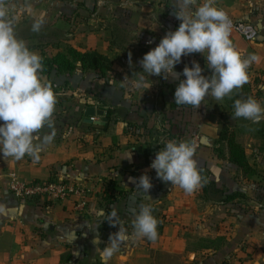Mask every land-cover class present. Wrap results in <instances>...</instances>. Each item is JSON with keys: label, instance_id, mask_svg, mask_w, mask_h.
<instances>
[{"label": "crops", "instance_id": "1", "mask_svg": "<svg viewBox=\"0 0 264 264\" xmlns=\"http://www.w3.org/2000/svg\"><path fill=\"white\" fill-rule=\"evenodd\" d=\"M202 2L196 0V6ZM213 6L224 10L233 21L245 20L259 32L253 41L237 35L230 39L244 57H258L247 69L248 82L256 78L261 81V92L254 99L264 107V0H214ZM73 10L87 13L89 25L80 43L87 48H79L80 44L76 48L96 50L115 69L116 80L94 83L97 89L92 93L108 99L105 90L109 88L114 93L120 91L121 96L112 106L89 105L106 109L108 120L102 126L88 124L86 144L79 146L75 140L55 138L42 147L38 160L25 155L16 161L0 155V264H103L96 248L106 246L109 235L119 229V225L113 227L102 221L107 210L117 211L131 235L133 209L138 212L142 204L152 209L158 222L156 240H130L107 264H264V179L257 184L237 183L239 187L235 185L229 191L240 189L246 198L222 204L201 198V187L188 194L170 182H162L150 167L161 145L171 140L191 143L197 135V168L208 170L216 187L226 188L225 170L217 168L229 162L215 152L222 144L215 140L223 100L206 97L198 109L174 102L175 87L184 79L185 66L191 67L195 61L202 75L210 76L203 54L182 56L174 68L175 79L164 78L163 74L149 76L152 86L141 96L140 91L133 92L132 100L127 99L128 89L122 86L125 77L135 79L136 73L142 71L139 61L143 55L179 26L181 21H175L176 0H76ZM246 123L262 130L247 133L249 140L258 145L249 154L245 147L244 150L249 164L264 174V145L259 148V142L264 143V119ZM132 124L136 135L127 130ZM149 129L159 134L165 131V135L155 142L149 138ZM128 152L130 159L124 158ZM223 152L226 154V147ZM9 172L29 181L65 178L95 183L104 195H95L82 212L75 211L69 203H53L46 208L41 203L13 197L7 188ZM142 174H147L152 184L149 200L129 181ZM241 179L246 182L250 177L242 175ZM97 236L100 242L94 245L92 240ZM217 236L225 238L218 248L198 247L205 239Z\"/></svg>", "mask_w": 264, "mask_h": 264}, {"label": "clouds", "instance_id": "2", "mask_svg": "<svg viewBox=\"0 0 264 264\" xmlns=\"http://www.w3.org/2000/svg\"><path fill=\"white\" fill-rule=\"evenodd\" d=\"M175 16L180 20L175 31H169L161 38L158 45L139 61L142 71L135 79L125 77L122 86L129 93H142L152 86L149 76H172L177 78L174 68L181 62V57L201 53L205 57L210 76L202 75L199 63L182 70L184 79L179 80L174 91L176 105H190L198 109L206 97L221 101L231 99L234 89L248 83L247 69L258 60L255 54L244 57L238 52L230 39L231 20L227 14L214 5V0H203L196 6V0H176ZM17 17L6 0H0V155L4 158L21 160L28 155L33 160L39 159L42 147L51 143L56 136L52 120L57 103L52 85L40 75L42 57L30 51L22 39L15 34ZM45 23V14H33L32 32H39ZM206 53V55H205ZM131 63V56L129 54ZM147 74V78L144 74ZM233 118H243L253 123L264 119V107L253 98L236 99L233 103ZM49 132L40 135L41 130ZM194 148L188 142L168 141L156 153L150 167L155 170L162 182H170L186 193L191 194L202 186ZM131 158V153L124 154ZM136 184L138 192L146 193L152 187L147 174L138 179L129 178ZM99 215L104 216L103 212ZM132 233L129 235L123 222L113 208L102 221L111 226L119 225L117 232L110 234L108 243L103 248H96L103 264L117 253L121 246L130 240L157 238V220L152 209L140 205L139 211L133 209ZM101 221V222H102ZM98 236L92 240L99 244Z\"/></svg>", "mask_w": 264, "mask_h": 264}, {"label": "rangeland", "instance_id": "3", "mask_svg": "<svg viewBox=\"0 0 264 264\" xmlns=\"http://www.w3.org/2000/svg\"><path fill=\"white\" fill-rule=\"evenodd\" d=\"M6 3L11 5L13 14L17 17L14 26L17 38L22 39L29 50L37 53L40 57H50L57 51L66 52L69 46L76 47L77 44L84 42V37L89 29V25H87L86 21L87 13H76L75 10H73L76 0H6ZM60 4L61 6L59 8L58 5ZM34 13L45 14V23L42 25L40 31L35 33L31 31ZM175 21L177 22V18H175ZM238 42H242V39L238 38ZM78 46L82 49L87 48V45L85 44H80ZM112 66V63H110V67L104 77H100L97 71H82L79 68L75 69L70 74L55 75L52 73L49 78H46L40 73L43 79L52 85V89L57 99L55 111L52 116L56 130V139L67 140V142L72 139L75 140L76 144H79V146L83 143L86 144L85 139L90 132V126H88V124L94 123H88L85 121L87 118L84 115L85 107L90 104L112 106V104L121 96L120 91L114 93L113 90L109 88L105 90L108 99H100L99 96L92 93L93 90L97 89L94 83H106L109 80H116V77H114L115 69H113ZM118 80L120 81L119 78ZM247 84L251 85L253 97L258 98L263 86L261 81L256 78L253 83L248 82ZM92 94L94 96H92ZM126 95L127 99H134L133 93L130 94L129 91L126 92ZM227 122L230 129L236 132V138L238 137L237 140L246 148L248 154L253 152L254 146H257L258 142L255 143L250 141L249 137H247V133L250 135L257 132V130L261 133L262 130L255 126L248 125L243 118H233L232 114H229ZM134 127L133 124L128 125L127 130L136 135L137 133L135 132ZM48 132L49 129L44 128L41 130L40 135L47 134ZM160 135H165V131L159 134L149 129V138L151 140H154L155 142L159 141ZM259 145V148L261 149L264 143L259 142ZM225 147L226 146L223 143L220 146L222 150H224ZM217 169V171L225 170L223 180L226 183L224 187H226L225 189L227 190L233 188L237 183L250 184L256 182L257 184L264 179V174L261 172L257 173V170L255 169L256 173L250 176V179L245 182V180L241 179L242 175L240 174V171L229 163H223V166ZM71 181L79 183L83 182L79 180ZM230 182L233 183V186L231 187L229 185ZM237 186L239 187V185ZM102 194L103 192H101L99 197L104 195Z\"/></svg>", "mask_w": 264, "mask_h": 264}, {"label": "trees", "instance_id": "4", "mask_svg": "<svg viewBox=\"0 0 264 264\" xmlns=\"http://www.w3.org/2000/svg\"><path fill=\"white\" fill-rule=\"evenodd\" d=\"M110 67L109 59L97 52L96 50H80L76 47L69 46L66 52L57 51L52 56H42V71L41 73L49 78L52 73L55 75L70 74L75 69L94 70L99 73L100 77H104ZM253 98L251 85L244 84L239 89H234L231 99L225 97L223 99V111L220 112V126L216 143H224L226 146V154L218 147L215 149L216 155L219 158L226 159L230 164L234 165L244 177H250L256 173V170L248 162L245 154L244 146L237 140L236 132L228 126L229 114L233 115V103L236 99ZM110 110H108V115ZM164 145H161L163 147ZM202 176L201 198L212 202L228 203L235 198H246L245 194L240 190L229 191L216 187L215 182L209 178V171L198 169ZM109 210H107V214ZM154 214V212H152ZM225 242V238L217 236L212 239H205L198 247L201 248H218Z\"/></svg>", "mask_w": 264, "mask_h": 264}, {"label": "built area", "instance_id": "5", "mask_svg": "<svg viewBox=\"0 0 264 264\" xmlns=\"http://www.w3.org/2000/svg\"><path fill=\"white\" fill-rule=\"evenodd\" d=\"M229 19L230 37L237 35L246 41L256 39L258 31L252 24L233 21L230 17ZM190 144L193 148L198 147L199 137L194 136ZM6 177L7 188L13 197L22 201L41 203L46 208L53 203H69L75 211L82 212L88 208L95 194H100L101 191L95 183H79L65 178L29 181L20 178L14 172H9Z\"/></svg>", "mask_w": 264, "mask_h": 264}, {"label": "water", "instance_id": "6", "mask_svg": "<svg viewBox=\"0 0 264 264\" xmlns=\"http://www.w3.org/2000/svg\"><path fill=\"white\" fill-rule=\"evenodd\" d=\"M84 115L87 117L85 119L86 122L94 123L96 125L102 126L108 120L107 110L103 108H96L94 106H86L84 109Z\"/></svg>", "mask_w": 264, "mask_h": 264}]
</instances>
